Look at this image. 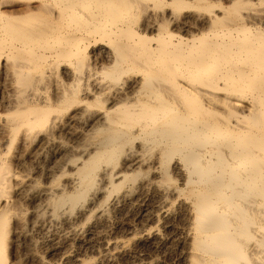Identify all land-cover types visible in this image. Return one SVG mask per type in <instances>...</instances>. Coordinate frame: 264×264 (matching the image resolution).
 I'll return each instance as SVG.
<instances>
[{
    "label": "bare ground",
    "instance_id": "obj_1",
    "mask_svg": "<svg viewBox=\"0 0 264 264\" xmlns=\"http://www.w3.org/2000/svg\"><path fill=\"white\" fill-rule=\"evenodd\" d=\"M0 264H264V0H0Z\"/></svg>",
    "mask_w": 264,
    "mask_h": 264
},
{
    "label": "rangeland",
    "instance_id": "obj_2",
    "mask_svg": "<svg viewBox=\"0 0 264 264\" xmlns=\"http://www.w3.org/2000/svg\"><path fill=\"white\" fill-rule=\"evenodd\" d=\"M17 147H18V146L15 145V146H14V149H12V152H11V155H10L11 158H12V156L16 155L17 152L19 153V149H16ZM15 149H16V150H15ZM14 152H15V154H13ZM21 250H22V253L25 252V250H24V246H22ZM23 250H24V251H23Z\"/></svg>",
    "mask_w": 264,
    "mask_h": 264
}]
</instances>
